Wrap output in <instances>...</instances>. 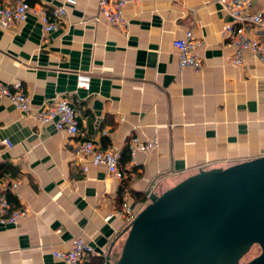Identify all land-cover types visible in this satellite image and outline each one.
Segmentation results:
<instances>
[{"label":"crops","instance_id":"crops-1","mask_svg":"<svg viewBox=\"0 0 264 264\" xmlns=\"http://www.w3.org/2000/svg\"><path fill=\"white\" fill-rule=\"evenodd\" d=\"M32 6L65 7L66 16L64 27L48 34L36 14L0 29V86L21 84L31 100L29 113L0 105V163L16 170L2 181L19 183L11 192L28 210L17 224H0V264H65L54 253L77 237L95 250L87 264L93 258L106 264L116 241L115 262L129 226L125 195L138 213L149 203L148 190L160 195L200 169L264 157V63L251 52L243 66L232 63L235 49L225 34L232 19L215 0L131 2L124 10L128 30L98 19L99 0ZM251 13L264 17V0H254ZM187 31L203 42L196 50L200 72L179 66L174 42ZM251 33L264 45V25ZM79 74L91 76L90 90L79 89ZM62 98L78 113L77 136L37 118ZM135 136L158 144L125 161ZM85 139L122 150L123 181L102 165L83 172L76 155Z\"/></svg>","mask_w":264,"mask_h":264},{"label":"water","instance_id":"water-1","mask_svg":"<svg viewBox=\"0 0 264 264\" xmlns=\"http://www.w3.org/2000/svg\"><path fill=\"white\" fill-rule=\"evenodd\" d=\"M149 203L106 264H264V157L200 169ZM258 246L261 253L243 263Z\"/></svg>","mask_w":264,"mask_h":264},{"label":"built area","instance_id":"built-area-1","mask_svg":"<svg viewBox=\"0 0 264 264\" xmlns=\"http://www.w3.org/2000/svg\"><path fill=\"white\" fill-rule=\"evenodd\" d=\"M222 10L230 16L231 23L225 27V34L229 44L235 49L232 63L237 66L244 65V53L251 52L264 63V45L252 33L251 27L264 25V17L261 13L252 14L254 0H215ZM138 3L139 0H99L98 19L105 20L113 26L128 30L129 23L125 18L124 10L129 3ZM67 4L75 5L77 0H66ZM31 14H36L42 23L44 33L58 31L64 27L66 8L54 7L52 9L41 8L37 10L26 0H18L12 6L0 7V29L8 30L15 25L27 21ZM203 46V42L195 39L193 31H187L184 39L176 40L174 47L179 52V66L183 69H192L195 72L203 70V61L197 56L196 50ZM79 89L90 90L91 76L78 75ZM8 101L20 112L29 113L31 107L30 97L22 91L21 84L14 87L0 86V105ZM37 118L41 123H54L58 131L71 136L80 134V120L78 113L69 99H59L47 109L40 111ZM8 148L12 149L10 141H4ZM156 139L143 141L140 137H132L128 142V152L131 158L138 153H146L156 148ZM83 166V172L89 171V165L105 166L108 173L119 181L125 179V172L121 166L123 152L121 149L103 148L99 143L83 140L76 155ZM19 183H5L0 181V190L4 194L0 198V224H17L19 220L28 216V210L23 207L12 209L8 199V193L15 191ZM130 224L137 212L130 204V197L124 196L123 211ZM94 248L83 237H77L71 241L70 247L64 252H55L57 259L65 264H87L89 257L95 256Z\"/></svg>","mask_w":264,"mask_h":264},{"label":"trees","instance_id":"trees-1","mask_svg":"<svg viewBox=\"0 0 264 264\" xmlns=\"http://www.w3.org/2000/svg\"><path fill=\"white\" fill-rule=\"evenodd\" d=\"M26 1L29 4H31V5H35L38 2V0H26ZM0 6H2L1 5V0H0ZM125 155H126L125 161L130 160L131 156H130V154L128 152V148H127V150L125 152ZM121 166L123 167V164H121ZM15 171H14L13 167L10 164H8V163H0V181L6 179L8 177H12V176L16 175ZM127 184H128V182L125 181L124 182V187H123V189H122V191L120 193V197L121 198L123 197L124 191L127 188ZM140 198H141L140 196H137V199L140 200ZM8 199H9V201L11 203L12 209H17L19 207L18 200L12 193H8ZM89 264H104V259L103 258L102 259L101 258H93L91 260V262H89Z\"/></svg>","mask_w":264,"mask_h":264},{"label":"rangeland","instance_id":"rangeland-1","mask_svg":"<svg viewBox=\"0 0 264 264\" xmlns=\"http://www.w3.org/2000/svg\"><path fill=\"white\" fill-rule=\"evenodd\" d=\"M261 253V250L258 246H255L251 252L244 258L243 263L249 262L250 260L254 259Z\"/></svg>","mask_w":264,"mask_h":264}]
</instances>
